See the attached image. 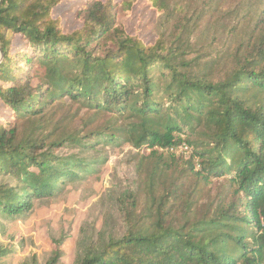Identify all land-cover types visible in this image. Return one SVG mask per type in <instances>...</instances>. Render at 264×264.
Instances as JSON below:
<instances>
[{
  "label": "trees",
  "instance_id": "trees-1",
  "mask_svg": "<svg viewBox=\"0 0 264 264\" xmlns=\"http://www.w3.org/2000/svg\"><path fill=\"white\" fill-rule=\"evenodd\" d=\"M74 1H0V216H31L128 147L123 230L72 264H264V0H81L66 33L53 12ZM139 1L151 43L120 22Z\"/></svg>",
  "mask_w": 264,
  "mask_h": 264
},
{
  "label": "rangeland",
  "instance_id": "rangeland-1",
  "mask_svg": "<svg viewBox=\"0 0 264 264\" xmlns=\"http://www.w3.org/2000/svg\"><path fill=\"white\" fill-rule=\"evenodd\" d=\"M81 2L63 3L53 12L66 33L82 26L76 18ZM120 22L130 35L146 43L156 38L158 17L145 1H139ZM108 154L110 159L100 175L68 185L66 192L54 201H36L31 216L18 220L0 216V250L11 251L1 258L0 264H45L54 249L53 241L62 237L65 242L61 262L72 264L78 243L95 240L100 231L113 237L121 234L123 222L115 200L127 190H135L140 182L128 147L110 149Z\"/></svg>",
  "mask_w": 264,
  "mask_h": 264
},
{
  "label": "built area",
  "instance_id": "built-area-1",
  "mask_svg": "<svg viewBox=\"0 0 264 264\" xmlns=\"http://www.w3.org/2000/svg\"><path fill=\"white\" fill-rule=\"evenodd\" d=\"M185 149H187V148H185Z\"/></svg>",
  "mask_w": 264,
  "mask_h": 264
},
{
  "label": "water",
  "instance_id": "water-1",
  "mask_svg": "<svg viewBox=\"0 0 264 264\" xmlns=\"http://www.w3.org/2000/svg\"><path fill=\"white\" fill-rule=\"evenodd\" d=\"M1 1V0H0Z\"/></svg>",
  "mask_w": 264,
  "mask_h": 264
}]
</instances>
